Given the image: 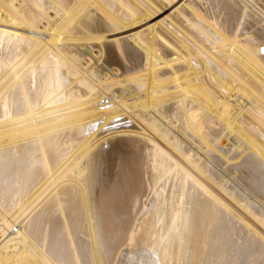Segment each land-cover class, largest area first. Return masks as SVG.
I'll use <instances>...</instances> for the list:
<instances>
[{
  "label": "bare ground",
  "instance_id": "bare-ground-1",
  "mask_svg": "<svg viewBox=\"0 0 264 264\" xmlns=\"http://www.w3.org/2000/svg\"><path fill=\"white\" fill-rule=\"evenodd\" d=\"M241 1L0 0V264H264Z\"/></svg>",
  "mask_w": 264,
  "mask_h": 264
},
{
  "label": "rangeland",
  "instance_id": "rangeland-1",
  "mask_svg": "<svg viewBox=\"0 0 264 264\" xmlns=\"http://www.w3.org/2000/svg\"><path fill=\"white\" fill-rule=\"evenodd\" d=\"M238 1H240L241 3L243 2V1H241V0H238ZM240 3V4H241ZM242 4H244V3H242ZM166 13H168V11L166 10V11H164V12H162V14H166ZM161 15V14H160Z\"/></svg>",
  "mask_w": 264,
  "mask_h": 264
}]
</instances>
